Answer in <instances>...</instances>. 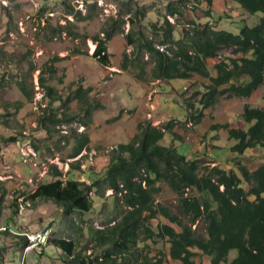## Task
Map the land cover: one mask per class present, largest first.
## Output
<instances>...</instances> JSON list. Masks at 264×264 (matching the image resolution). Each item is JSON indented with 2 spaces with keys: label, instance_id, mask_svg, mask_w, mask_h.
I'll return each mask as SVG.
<instances>
[{
  "label": "rangeland",
  "instance_id": "obj_1",
  "mask_svg": "<svg viewBox=\"0 0 264 264\" xmlns=\"http://www.w3.org/2000/svg\"><path fill=\"white\" fill-rule=\"evenodd\" d=\"M123 1L0 0V264H65L64 253L50 245V242L41 253L30 248L27 235L35 234L47 225L55 228L53 239L75 242L80 258L101 259L105 251L111 248L109 241L100 242L97 231H109L116 227L122 222L128 208L122 204L117 205L118 202L113 192L107 189L105 180L101 182L103 196L92 195L93 209L89 213L73 212L67 215L52 202H31L29 197L38 186L56 180V168L63 173V180L73 179L88 184L90 175L93 178L105 175L114 151L119 145L128 144L135 137H130L128 131L122 128L124 120L115 117L121 112V101L116 95L123 94L126 90L128 82L122 79L124 76L141 81L137 78L142 73L137 65L150 63L145 66V74L147 80H151L154 63L151 62L149 54L141 50L137 52L135 46L125 45L123 55H132L130 68L123 71V56L120 60L113 52L110 67H103L92 57L96 48L93 39L97 36L103 37V30L109 28L115 19H119L121 30L115 36H119L122 41H125V35L132 28L137 39L139 32L143 33L145 39L154 41L157 46L160 37L151 32L149 25L160 23L169 12V5H179L181 0H132L134 9L146 13V18H142L135 25L126 21L129 15L122 7ZM186 1L188 3L182 9L184 15L188 10H193L195 25L201 28L205 25L215 26L210 24L213 20L207 16L213 10L224 16L215 28L231 33H238L245 24L250 27L258 24L261 17L245 13L235 0H213L211 9L206 0ZM71 12L74 15H69ZM79 12L81 15L77 14ZM88 16L91 17L89 20H77V17L81 19ZM170 18V22L177 25L174 33L176 40L181 39V36L183 38L185 30L192 31V27L188 28L183 17ZM122 21H126L123 26ZM59 27L71 29L80 37L76 39L66 33L58 34L55 29ZM157 47L162 52L167 50L165 46ZM110 48H114L112 43L109 44ZM76 49L88 52V56L72 55V51ZM227 56L237 57L233 54ZM55 59L58 61L51 64ZM223 59L221 56L208 59L209 71H213L214 65ZM51 67L56 69L54 74L50 72ZM121 72L123 74H119ZM194 76L197 81H173L178 90L186 85L178 98L188 111V120L184 121L185 113L180 104L173 100V93L167 95L171 100L165 105V109L170 111L169 114L176 117L170 121L174 122L175 132L183 140L174 141L171 135H167L161 145H175L180 154L189 156L188 159L199 154L203 155L206 164L210 159H215L220 166L226 167L229 160L235 157L229 151L236 142L229 140L227 130L213 131L211 125L225 123L230 128L243 129L245 125H239L238 122L245 104L248 103L251 108L264 109V85L250 99L219 98L212 108L214 117L209 116V121L205 119L199 125H194L191 120L193 111L183 101L190 98L195 91H205V87L209 85L208 79L200 75ZM42 77L47 86L55 89V97L61 98L60 101L53 102L51 108L55 111L65 110V113L75 117L70 123L58 125L51 132L41 130L38 125L44 109H48L52 102L45 94L40 81ZM21 83L32 94V100L26 98L20 90ZM79 87H83L84 91L91 89L88 94V105L92 111L90 117L83 111L85 106L74 98ZM126 93L127 91L123 95ZM68 98L73 99L67 106H61ZM122 110L127 111V115L133 113L126 108ZM157 118L158 115H155L154 119ZM153 122L154 120L153 126L157 127L168 123L160 125L158 121ZM46 125L49 126V122ZM81 127H84L82 131ZM194 128V135L197 134L194 138L201 139V142L196 141L197 146L187 136L188 130ZM76 134H83L89 140L88 147L81 153L84 157L79 160L76 159L81 154L77 158H70L76 147ZM185 139L192 143L184 145ZM93 152L96 156L91 161L90 154ZM263 156L262 149L248 150L241 156V162L253 170L263 163ZM79 162L80 167L71 171L69 164L74 163L77 166ZM213 166L215 164H211ZM158 186L161 192L154 196L155 202L181 217L178 195L164 182ZM185 222L191 225L189 219ZM159 224H168L181 231L176 224L161 218L151 220L147 226L157 231ZM145 226L142 222L137 225L136 244L133 249L142 251L143 255L148 254L149 257L162 251L169 255L170 246L161 240L148 239L144 232ZM193 229L202 234V222L195 224ZM18 236H26L28 243L25 245ZM196 252L198 256L193 259L196 264H211L207 256L198 250ZM237 254L236 250L231 251L227 264H231ZM164 264L181 263L168 256Z\"/></svg>",
  "mask_w": 264,
  "mask_h": 264
},
{
  "label": "trees",
  "instance_id": "obj_2",
  "mask_svg": "<svg viewBox=\"0 0 264 264\" xmlns=\"http://www.w3.org/2000/svg\"><path fill=\"white\" fill-rule=\"evenodd\" d=\"M206 2L211 8L213 0ZM235 2L250 15H260L259 23L252 27L245 24L238 33L217 30L215 27L224 16L209 11L207 16L213 20L210 24L215 26L205 25L201 28L195 25L193 10H188L184 15L182 9L188 2L181 0L179 5H169V12L160 23L149 25L151 32L160 37L157 46H165V52L160 51L154 41L145 39L143 33L139 32L137 39L132 28L125 35L128 46H135L137 52L141 50L151 56L150 60L154 63L152 79L186 81L194 75L208 79L209 85L205 91H195L183 101L193 111L191 120L194 125L202 122L205 110L213 108L219 98L250 99L264 85V0ZM121 4L129 15L126 20L128 24L135 25L146 18L145 12L134 9L133 2L123 1ZM77 14L81 15L80 12ZM169 17H183L192 31L185 30L183 38L176 40L174 33L177 25L172 24ZM90 18L77 17V20ZM126 21L121 22L122 26ZM120 28V20L115 19L109 28L103 30V37L93 39L96 49L92 57L99 65L110 67L109 42ZM55 31L76 39L80 37L65 27ZM72 55L88 56V52L76 49ZM217 56L224 59L214 65L213 71H209L207 60ZM131 57L126 53L123 55V71L130 68ZM57 61L52 60L51 64ZM148 64L137 65L141 68L142 73L137 77L141 81H147L145 66ZM50 72L54 74L56 69L51 67ZM40 81L47 98L52 102L48 109H44L38 125L41 130L51 132L58 125L70 123L75 117L65 113V110L55 111L51 108L53 102L61 98L55 97V89L47 86L43 77ZM20 90L26 98L32 100V94L23 83L20 84ZM89 92L91 89L84 91L83 87H79L74 95L85 106L83 111L88 117L92 112L88 105ZM72 99L63 101L61 106H67ZM187 117L185 120H188ZM46 122H49V126ZM238 123L245 127L212 126L213 131L227 130L229 140L236 142L230 148L236 157L230 159L226 167L216 164L215 159H210L206 164L203 155L199 154L188 159L178 152L175 145H161L167 135H171L174 141H182L183 138L175 132L173 121L155 127L148 120L138 125L139 133L131 142L119 145L114 151L105 175L97 178L90 176L89 184L73 179L63 180V173L56 168V180L38 186L29 197L31 202H52L67 215L73 212L89 213L93 209L92 195L103 196L101 182L105 180L117 205L122 204L128 210L116 227L109 231H97L100 242L111 243V248L105 251L101 259L80 258L75 242L70 240L52 237L50 245L64 253L65 264H164L168 256L181 264H196L193 260L198 256L196 250L207 256L211 264H227L230 252L234 250L238 254L231 264H264V165L250 171L241 162V156L248 150L262 149L264 154V109L246 105ZM65 138L69 141V138ZM74 138L76 147L70 155L71 159L77 158L89 144L83 134H76ZM80 164H69L70 170L79 168ZM211 164L215 166L211 167ZM161 182L178 195L181 217L155 202L154 196L161 192L158 186ZM158 218L176 224L181 231L168 224H159L157 231L150 229L147 224ZM186 219H189L191 225L185 222ZM140 222L146 225L144 232L148 239L161 240L170 246L169 255L162 251L149 257L133 249ZM200 222L203 224L202 234L193 229ZM18 237L25 245L28 243L26 236Z\"/></svg>",
  "mask_w": 264,
  "mask_h": 264
},
{
  "label": "crops",
  "instance_id": "obj_3",
  "mask_svg": "<svg viewBox=\"0 0 264 264\" xmlns=\"http://www.w3.org/2000/svg\"><path fill=\"white\" fill-rule=\"evenodd\" d=\"M124 1L125 2H130V1L133 2L132 0H124ZM205 4H206V2H204V5ZM209 9H211V8H209ZM213 11H214L213 13L221 14V13L217 12V10H213ZM245 13H247V12H245ZM247 14H249V13H247ZM181 38H182V36H181ZM110 43H112L114 45L113 50L111 48L109 49V47H108V52H110L109 53L110 59L112 57L111 52H113V54L118 55L119 59L121 60L122 56H123V52L125 50V45L128 46L126 39H125V41H122V39L119 36H115L109 42V44ZM64 58H66V57H64ZM119 74H123V72H121ZM122 79H124L126 82H128V84L126 86V90L124 91L123 94H125L126 91H127V93H126V95L119 94V93H118V95H116L118 97V99L121 101L120 106H119V110L121 112L115 117H116V119L121 117L122 120H124V124L122 125V128L124 130L126 129L128 131L130 137L133 138L134 136H136L138 134V125L141 123H144L148 120H151V121L154 120V122L158 121L161 125V123L168 122V121H170V119L173 118V120H174V118H176L173 115L171 116L169 114L170 111L165 109V105L171 100V98L167 97V95H170L171 93H173V96H174L173 100L175 102L179 103L180 107L184 111V113H185L184 114V121H185V117L188 115V111L186 110L184 105L182 103H180L178 96L180 95L182 90L186 88V85H184L182 87L183 88L182 90L181 89L178 90L175 88V84L173 83V81L168 82V81H164V80L151 79V80H147L144 82V81H138L136 79H133V77H128V76H124ZM189 80L197 81L195 76H193ZM186 81L189 82L188 80H186ZM166 91H167V93H166ZM154 92H156V93H154ZM247 104H245V105H247ZM122 108L132 110L133 113L131 115H127L128 112L127 111L123 112ZM212 112H213L212 108L205 110L204 118L202 120L206 119L209 121L210 120L209 116H211V118L214 117ZM155 115H158L157 119H154ZM219 124L220 125H226L225 123H219ZM95 125H96V123L94 125H92V127ZM211 126H213V125H211ZM155 127H157V126H155ZM83 129H84V127H81L80 131H82ZM193 131L195 132L196 128H194L192 130H188L187 136H189L190 139H193L195 146H197L196 141L201 142V139L197 140L196 138H194L197 134L194 135ZM228 137H229V135H228ZM187 143L191 144L192 142L186 141V139H185L184 145H186ZM235 144L236 143H233V145L231 147H233ZM92 154H95V156H96L95 152H93ZM81 155H83V154H81ZM81 155L76 160H79ZM182 155L187 157V155H185V154H182ZM235 157H233L231 159H234ZM216 164H220V163L218 162ZM262 165H264V161L262 164L258 165L253 170H251L250 168H248V169L250 171H254Z\"/></svg>",
  "mask_w": 264,
  "mask_h": 264
},
{
  "label": "built area",
  "instance_id": "obj_4",
  "mask_svg": "<svg viewBox=\"0 0 264 264\" xmlns=\"http://www.w3.org/2000/svg\"><path fill=\"white\" fill-rule=\"evenodd\" d=\"M169 19H170V17H169ZM64 133H66V132H64ZM46 231H51V225H47L45 228L41 229L39 232L33 234V238H30V239H33L34 243H36V252H38V253H41L43 250H45L44 238H45V232Z\"/></svg>",
  "mask_w": 264,
  "mask_h": 264
},
{
  "label": "bare ground",
  "instance_id": "obj_5",
  "mask_svg": "<svg viewBox=\"0 0 264 264\" xmlns=\"http://www.w3.org/2000/svg\"><path fill=\"white\" fill-rule=\"evenodd\" d=\"M93 156L95 157V154H91L90 155L91 161H92ZM83 157H84V155H81L80 159H82ZM53 233H54V228H51V231H46L45 232V238H44V247H45V249L48 247L49 242H50V238L52 237ZM27 237L30 240V248L31 249H36V243L33 242V239H30V238H33V235H27Z\"/></svg>",
  "mask_w": 264,
  "mask_h": 264
}]
</instances>
